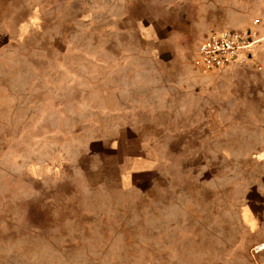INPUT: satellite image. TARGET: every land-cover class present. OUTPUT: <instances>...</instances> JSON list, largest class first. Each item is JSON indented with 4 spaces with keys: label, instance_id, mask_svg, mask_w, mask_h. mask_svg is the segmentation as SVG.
<instances>
[{
    "label": "rangeland",
    "instance_id": "rangeland-1",
    "mask_svg": "<svg viewBox=\"0 0 264 264\" xmlns=\"http://www.w3.org/2000/svg\"><path fill=\"white\" fill-rule=\"evenodd\" d=\"M200 1L0 0V264H264V0Z\"/></svg>",
    "mask_w": 264,
    "mask_h": 264
},
{
    "label": "built area",
    "instance_id": "built-area-1",
    "mask_svg": "<svg viewBox=\"0 0 264 264\" xmlns=\"http://www.w3.org/2000/svg\"><path fill=\"white\" fill-rule=\"evenodd\" d=\"M256 41V34L250 29L212 30L199 42L193 66L205 74L233 64L245 65Z\"/></svg>",
    "mask_w": 264,
    "mask_h": 264
},
{
    "label": "crops",
    "instance_id": "crops-1",
    "mask_svg": "<svg viewBox=\"0 0 264 264\" xmlns=\"http://www.w3.org/2000/svg\"><path fill=\"white\" fill-rule=\"evenodd\" d=\"M238 1H240V0H201L200 4H224L226 2H230L231 4H237ZM240 2H242V1H240ZM223 22L215 21L214 23L215 24H222ZM245 23H246L245 24V26H246L245 30H249L250 28L248 26L247 21Z\"/></svg>",
    "mask_w": 264,
    "mask_h": 264
},
{
    "label": "bare ground",
    "instance_id": "bare-ground-1",
    "mask_svg": "<svg viewBox=\"0 0 264 264\" xmlns=\"http://www.w3.org/2000/svg\"><path fill=\"white\" fill-rule=\"evenodd\" d=\"M125 141V140H124ZM124 145H125V143H124ZM91 172V171H90Z\"/></svg>",
    "mask_w": 264,
    "mask_h": 264
}]
</instances>
